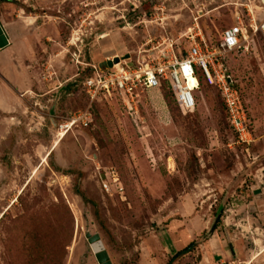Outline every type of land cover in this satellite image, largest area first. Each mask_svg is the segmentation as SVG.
<instances>
[{
	"label": "rangeland",
	"instance_id": "rangeland-1",
	"mask_svg": "<svg viewBox=\"0 0 264 264\" xmlns=\"http://www.w3.org/2000/svg\"><path fill=\"white\" fill-rule=\"evenodd\" d=\"M3 1L57 25L60 44L38 46L35 63L45 86L62 83L0 112V264H100L93 240L112 264H264V35L251 26L264 0ZM240 23L249 39L227 60L249 141L203 79L186 114L167 88L137 90L136 113L123 96L91 102L83 90V74L112 56H181L186 33L216 44ZM87 109L92 124L57 134ZM110 169L120 189L107 192Z\"/></svg>",
	"mask_w": 264,
	"mask_h": 264
},
{
	"label": "built area",
	"instance_id": "built-area-1",
	"mask_svg": "<svg viewBox=\"0 0 264 264\" xmlns=\"http://www.w3.org/2000/svg\"><path fill=\"white\" fill-rule=\"evenodd\" d=\"M255 33L264 35V20H255L251 24ZM189 47L186 54L157 58L151 62L129 63L122 60L103 70L100 65L94 66L91 73L83 74V90L91 101L123 96V101L129 111L137 107V90L167 88L182 112L193 113L197 109L198 100L195 92L202 86V79L216 85L221 93L233 129L242 141H249L247 133L248 113L239 88L234 82L228 68V54L244 50L245 42L249 39V29L242 23L225 29L221 39L216 44L207 43L202 32L186 33ZM112 56L109 59H113ZM190 77L197 80V84L190 85ZM138 110L134 111L135 113ZM94 121L91 110H80L66 116L58 124L57 134L68 131L77 124L89 126ZM114 171L105 172L102 181L103 189L110 192L113 188L119 190L118 179Z\"/></svg>",
	"mask_w": 264,
	"mask_h": 264
},
{
	"label": "crops",
	"instance_id": "crops-1",
	"mask_svg": "<svg viewBox=\"0 0 264 264\" xmlns=\"http://www.w3.org/2000/svg\"><path fill=\"white\" fill-rule=\"evenodd\" d=\"M38 19L28 17L24 8L16 10L12 4L0 0V21L9 38V44L0 48V112L3 114L28 108L32 99L41 101V93H50L62 83L54 74L50 85L45 86L37 73L38 46L45 45L47 50L60 44L54 37L57 25L45 18L43 23ZM48 58L52 59L53 55L50 53Z\"/></svg>",
	"mask_w": 264,
	"mask_h": 264
},
{
	"label": "water",
	"instance_id": "water-1",
	"mask_svg": "<svg viewBox=\"0 0 264 264\" xmlns=\"http://www.w3.org/2000/svg\"><path fill=\"white\" fill-rule=\"evenodd\" d=\"M8 44H9L8 35L4 29L2 22L0 21V48H4ZM128 57H130V54H127L124 57L115 56L113 59H108V60L102 61L99 65L103 70H106L109 67H113L115 64L120 63L122 60H124ZM55 109H56V105H54L52 108L51 112L53 114L55 112ZM258 192H260V191H258ZM93 242H94L93 248H94V251L96 252V255L98 257L100 264H112V262L109 258L108 252L105 250L104 245L98 240H95V241L93 240ZM232 250L235 253L233 246H232Z\"/></svg>",
	"mask_w": 264,
	"mask_h": 264
},
{
	"label": "bare ground",
	"instance_id": "bare-ground-1",
	"mask_svg": "<svg viewBox=\"0 0 264 264\" xmlns=\"http://www.w3.org/2000/svg\"><path fill=\"white\" fill-rule=\"evenodd\" d=\"M195 84H197V80L195 79V78H193V77H190V85L191 86H194ZM68 131H65V132H62V133H60V134H65V133H67ZM96 257H97V255H96ZM110 258V257H109ZM97 259H98V257H97ZM99 261V260H98Z\"/></svg>",
	"mask_w": 264,
	"mask_h": 264
},
{
	"label": "trees",
	"instance_id": "trees-1",
	"mask_svg": "<svg viewBox=\"0 0 264 264\" xmlns=\"http://www.w3.org/2000/svg\"><path fill=\"white\" fill-rule=\"evenodd\" d=\"M183 113H187V112H183ZM185 250V249H184ZM184 250H182V251H184ZM182 251H179L173 258H175V257H177V256H179L181 253H182ZM172 261V260H171Z\"/></svg>",
	"mask_w": 264,
	"mask_h": 264
}]
</instances>
